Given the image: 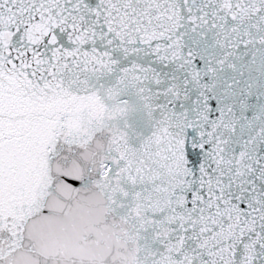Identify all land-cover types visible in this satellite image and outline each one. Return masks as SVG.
Wrapping results in <instances>:
<instances>
[{"label":"snow or ice","instance_id":"obj_1","mask_svg":"<svg viewBox=\"0 0 264 264\" xmlns=\"http://www.w3.org/2000/svg\"><path fill=\"white\" fill-rule=\"evenodd\" d=\"M0 264H264V0H0Z\"/></svg>","mask_w":264,"mask_h":264}]
</instances>
